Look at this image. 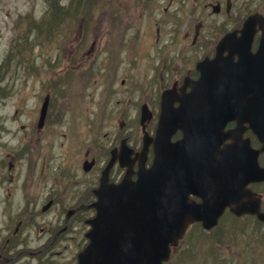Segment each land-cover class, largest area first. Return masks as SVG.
I'll return each mask as SVG.
<instances>
[{
    "label": "rangeland",
    "instance_id": "1",
    "mask_svg": "<svg viewBox=\"0 0 264 264\" xmlns=\"http://www.w3.org/2000/svg\"><path fill=\"white\" fill-rule=\"evenodd\" d=\"M160 2L0 0V162L5 160L0 249L4 247L12 256L9 261L15 262L10 264H68L70 255L85 244V222H73L69 231L54 237L55 228L63 226L61 209L55 205L41 211V198L37 205L26 203L25 198L47 192L31 175L39 170L48 138L46 175L58 182L59 191L64 187L61 179L69 174V169L58 165L64 162L62 153L63 167L76 168L79 156L73 144L81 134L97 128L94 135L107 141L126 119L127 129L122 132L131 131L133 138L142 139L135 115L139 94L144 85L150 87L145 84L150 64L157 62L154 54L159 45H167V33L172 30L168 22L166 33L156 40L154 21L168 18L157 15ZM53 4L57 7L51 11ZM176 18L182 30L188 13L179 12ZM46 96L45 126L38 131V110ZM18 155H22L19 169L16 165L9 180L6 163ZM52 182L47 180L46 186ZM251 187L262 194L264 207V184ZM230 217L226 214L220 221L225 242L218 251H207L206 244H198L196 231L189 230L167 264H264V222L254 216ZM18 222L20 227L13 234ZM51 249L66 251L51 257L46 253ZM217 257L222 263H215Z\"/></svg>",
    "mask_w": 264,
    "mask_h": 264
},
{
    "label": "water",
    "instance_id": "2",
    "mask_svg": "<svg viewBox=\"0 0 264 264\" xmlns=\"http://www.w3.org/2000/svg\"><path fill=\"white\" fill-rule=\"evenodd\" d=\"M260 25L262 35L255 52L248 47L228 48L227 56H221V49L198 64L201 75L192 83V92L180 96L169 89L162 94L153 161L149 167L140 165L135 179L126 173L120 182L108 183L102 175L95 191L96 214L86 232L89 241L79 252L77 264H162L170 245L177 243L190 222L199 220L209 229L226 206L236 215L254 213L264 220L259 196L246 187L249 181L264 179V165L257 162L258 151L264 150V24ZM204 90L211 93H196ZM175 99L178 107L173 106ZM46 105L47 98L39 121ZM187 112L201 117L175 118ZM245 114L261 147L254 151L248 141L243 143L235 135L220 146L231 134L223 129L225 122ZM176 128L183 136L172 141ZM189 193L201 199H191Z\"/></svg>",
    "mask_w": 264,
    "mask_h": 264
},
{
    "label": "flooded vegetation",
    "instance_id": "3",
    "mask_svg": "<svg viewBox=\"0 0 264 264\" xmlns=\"http://www.w3.org/2000/svg\"><path fill=\"white\" fill-rule=\"evenodd\" d=\"M160 1L159 7L156 9L157 15L161 14L162 17L168 16V18H164L163 21L158 19L154 21L155 24L157 23L159 25L157 26L156 24L155 27L156 40H160L168 22L172 26V30L167 33L169 34L166 40L167 45H159L158 50L156 49L157 52L154 56L157 58V62H152L150 64L149 74L145 79V84L149 83L151 85L147 89L144 85L142 93L139 94L141 96L139 100L140 103L136 107L135 113V115H137L136 124L138 130L142 129V133L148 131L151 135L155 131L158 120L161 93L168 88H173L176 89L178 94H181V87L184 82L194 81L200 74L199 69L196 67L197 61L212 57L216 51L218 42L228 34L230 35V39L232 37L234 39L231 41L230 46L244 47L248 38H250L249 47L251 51H254L261 34L259 23L253 25L251 32L248 30L242 33L241 28L250 15H258L264 18V0ZM187 3L188 7L185 8ZM171 6L172 8H170ZM179 12H187L189 15L186 22L184 21L182 24L184 25L182 26V30H178V19L176 16ZM184 91L189 92L190 86H186ZM196 93L200 92L197 91ZM174 105L177 106L178 101H175ZM142 109H144L145 119L141 121L140 111ZM186 116V114L180 115V119H185ZM126 122V119L125 121L121 120L118 130H115L116 134L107 141H102L97 135H94L97 128H91L87 133H84L85 135L81 134L75 145L73 144L75 155L79 156L76 168H69V164L63 167L65 164V154L62 153L64 162L58 165L63 169H69V174L61 179V183L64 187L60 191L56 190L58 182H52L51 177L46 175V151L51 146V139L48 138L47 144L43 146V152L40 157L42 163L39 166V170L36 174L31 175V178L33 176L37 178L38 182L42 184V188L47 192L42 197L36 195L33 198H25V201L26 203L29 202L32 204L36 202L37 205L41 198V211L45 210L43 209V205L49 201L50 207L57 205L61 209L60 216L63 221V226L55 228L54 237L55 235L59 236L69 231L73 222L78 225L81 221L85 222L87 218L93 215L95 210L92 202L96 198L93 189L98 185L101 172L107 163L112 160V164L108 170V180L113 182L118 181L127 168L133 171L136 170V159L141 156V154H136L142 147V139L139 137L138 139L133 138L131 131L122 132L124 129H127L125 125ZM236 124V120L231 119L226 122L225 127L231 128ZM239 125L242 128V135L249 138L250 145L253 149L260 146V142L255 136V132L250 128L248 121L241 119ZM24 126V124L21 125V127ZM44 126L45 122L40 128L36 127L39 131L44 128ZM139 135L138 133V136ZM181 135L182 131L177 129L172 134L171 139L177 140ZM84 136H87V138H84ZM104 136H106V134H104ZM65 149H67V147ZM6 155L10 156L9 153ZM152 156L153 147L152 143H149L146 147L144 156L145 165L148 166L151 163ZM259 157L264 158V153H260ZM21 159L22 155H18L13 161L10 159L7 161L6 167L9 170V180L13 179L12 171L15 169L16 165H18L19 169V162ZM4 163L5 160L3 159L0 162V185L3 183L1 179V167L4 166ZM70 165L72 166V162H70ZM131 176L135 177V174L132 173ZM47 180L52 182L48 187L46 186ZM52 184L55 188L54 192L52 191ZM77 185L80 186V188L75 191L74 188ZM52 192L53 194H51ZM36 205L33 206L36 207ZM20 224L21 223L18 222L15 229H13V234L16 233ZM79 231L81 234V230L76 229L77 233ZM83 235L84 232L82 233V236ZM64 251H66V249L54 251L51 249L47 250L46 253L48 252L52 257L58 253L62 254ZM18 252L20 253V251ZM0 254L6 257H12L7 255V251L4 247L0 249ZM67 261L68 264H76V254H71ZM14 262L15 261H7V263L3 262L0 264H10Z\"/></svg>",
    "mask_w": 264,
    "mask_h": 264
},
{
    "label": "trees",
    "instance_id": "4",
    "mask_svg": "<svg viewBox=\"0 0 264 264\" xmlns=\"http://www.w3.org/2000/svg\"><path fill=\"white\" fill-rule=\"evenodd\" d=\"M54 6L57 7L55 4H53L51 11L54 9ZM192 227L193 228L191 230L196 231L195 235L197 234L196 236L198 244H206L207 251H211L212 249L218 251L221 248V245L225 242L224 237L220 236V224H218L208 232L201 228H198L196 224L192 225ZM209 234L213 235V237H209ZM208 241H210V244L208 243ZM190 247L193 248L192 246ZM217 262L222 263V261H218V257L215 263Z\"/></svg>",
    "mask_w": 264,
    "mask_h": 264
}]
</instances>
